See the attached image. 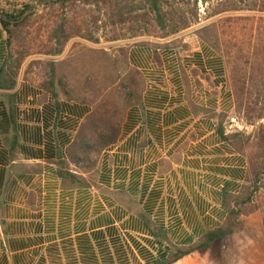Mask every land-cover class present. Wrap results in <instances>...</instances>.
<instances>
[{"label": "crops", "instance_id": "crops-1", "mask_svg": "<svg viewBox=\"0 0 264 264\" xmlns=\"http://www.w3.org/2000/svg\"><path fill=\"white\" fill-rule=\"evenodd\" d=\"M11 3L0 0V12ZM8 38L0 24V73L12 54ZM159 42L127 48L141 101L96 170L77 174L83 184L59 164L91 102L67 97L58 76L28 62L15 88L0 91V264H161L224 226L248 162L220 128L235 107L223 58L199 38L182 51ZM63 55L48 58L59 64ZM255 255L243 260L264 264V253Z\"/></svg>", "mask_w": 264, "mask_h": 264}, {"label": "trees", "instance_id": "trees-1", "mask_svg": "<svg viewBox=\"0 0 264 264\" xmlns=\"http://www.w3.org/2000/svg\"><path fill=\"white\" fill-rule=\"evenodd\" d=\"M39 4L45 14L39 19H45L46 24L38 29L37 36L41 38L42 33L45 41L37 54L49 57L61 56L74 39L93 45L139 37L166 40L213 20L198 30L201 34L211 31L213 42L201 34L198 36L214 50L225 49L222 53L229 68L234 114L247 126H256L264 121V56L257 48L260 45L264 51V0H39ZM12 7L9 11L0 12V24L9 37L8 45L11 50L15 48L7 67L0 73V91L15 88L23 63L32 55L26 43L30 33L25 31L35 25L33 19L39 17L36 7L31 4H13ZM239 30L245 37L237 43L236 32ZM122 53L127 55V52ZM59 85L67 97H72L63 84ZM43 87H53V83ZM142 87L141 74L132 69L118 86L111 89L118 101L106 97L94 106L67 148L66 162L59 164L63 175L85 183L77 174L94 172L101 154L117 143L124 114L140 103ZM220 128L223 131L222 124ZM226 138L230 141L229 136ZM237 138L254 152L249 166L252 191L241 203L243 207L250 206V210L252 198L260 193L258 185L264 179V124H260L253 135L237 133ZM258 199L261 200L260 194ZM241 211L232 209L223 227L207 232L191 246L172 250L161 264H175L193 253L208 251L215 244L221 249L222 264H229L227 241L244 228L240 218L245 213Z\"/></svg>", "mask_w": 264, "mask_h": 264}, {"label": "rangeland", "instance_id": "rangeland-1", "mask_svg": "<svg viewBox=\"0 0 264 264\" xmlns=\"http://www.w3.org/2000/svg\"><path fill=\"white\" fill-rule=\"evenodd\" d=\"M22 3H28L36 7L37 14L39 15V17L33 19V23H35V25L27 28L25 31L26 33H30V35H27L26 43L29 44L30 53L32 54L25 60V62L29 63L28 66L35 67L36 70L40 71V73L42 71V67L50 69L54 76H58L60 78V84H63L64 89L69 92V95L75 99H85V101L91 102L93 108L101 99L106 97H108V99L111 98L118 101L114 91H111V89L118 86V84L128 76L129 71L132 70L127 65L126 56L123 55V51L127 52L128 47L134 45L135 43L143 44L146 40L164 41L149 37H139L116 43L101 42L99 45H93L84 40L74 39L66 47L64 55L62 54L63 57L60 63L54 64L52 63V60L48 58L49 56L37 54L41 43L45 41L42 33L41 38L38 37L39 35L37 36L38 29L46 24L45 19H39L40 16L45 15L43 14V6L39 4V0H27L18 3L13 1L11 6L13 4L19 6ZM241 15L246 14L242 13ZM212 22L213 20L204 22L200 26L193 27L190 30L182 32L166 40H171L170 45L180 48L181 51L188 50L196 44V38H199L198 35L201 34L198 30L201 27L208 26ZM201 35L207 38L210 42H213L214 40L211 31ZM243 37L245 36L242 31L239 30V32H236V38L238 39L237 43H240ZM160 42L154 46L159 47L158 44H161ZM205 43L210 46L207 42ZM238 46L241 47V44H238ZM230 47H233V45ZM257 48L260 54L264 56V53H262L264 51L261 50L260 45H257ZM14 50L15 48L12 47L13 52ZM214 51L219 53L223 58L229 87L231 89L229 68L227 67L225 57L222 53L225 49L222 47L220 50L215 49ZM31 59L32 61H30ZM25 62L23 64H25ZM50 65H53V67H50ZM219 123H222L224 131L227 132L231 145L235 148V150L240 152L248 162V174L241 193L237 196L229 198L226 203L227 214L234 208L242 210L241 212L245 213L240 218L244 224V228L241 232L228 239L226 253L228 258L231 259L229 262L230 264H256L258 262L253 261V258H250L251 260L243 259L247 254H257L260 256V254L264 253V204H262L264 203V201H262L264 200V179H262L258 185L261 188L260 193H258V195L254 194L252 198V208L249 210L248 208L250 206L243 207L241 203L252 191L249 166L251 155L254 154V152L251 147H245L240 143V140L237 138V133L253 135L256 128L260 124H264V121H261L256 126H247L241 118L237 117L233 113V115L228 119L224 118L222 121L219 120ZM259 194L261 198L260 201H262V203L257 201L259 200ZM238 205L239 207H237ZM220 259L221 249L218 244H215L214 247L208 251L205 257L198 258L197 261L189 264H222V260Z\"/></svg>", "mask_w": 264, "mask_h": 264}]
</instances>
